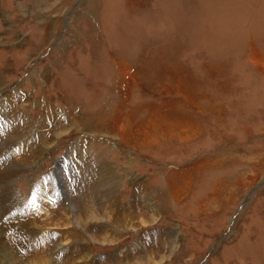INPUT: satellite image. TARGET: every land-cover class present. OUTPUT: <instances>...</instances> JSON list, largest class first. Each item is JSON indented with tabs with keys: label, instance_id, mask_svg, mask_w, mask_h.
I'll return each instance as SVG.
<instances>
[{
	"label": "rangeland",
	"instance_id": "374dc122",
	"mask_svg": "<svg viewBox=\"0 0 264 264\" xmlns=\"http://www.w3.org/2000/svg\"><path fill=\"white\" fill-rule=\"evenodd\" d=\"M0 249L264 264V0H0Z\"/></svg>",
	"mask_w": 264,
	"mask_h": 264
},
{
	"label": "crops",
	"instance_id": "0c3cea01",
	"mask_svg": "<svg viewBox=\"0 0 264 264\" xmlns=\"http://www.w3.org/2000/svg\"><path fill=\"white\" fill-rule=\"evenodd\" d=\"M163 107H164V105H163ZM154 119H159L158 118V116L157 115H155V114H151V115H149L148 117H147V119H146V121L144 122V127H143V131L145 132V137L143 138V141L142 142H144V144L147 146L148 144H152V143H157V142H159V141H161V140H164V139H169V138H171V137H176V138H178L179 140H182L183 139V137L182 136H184V133L183 132H185V131H189V130H193L194 131V133L197 131V125H195V127H194V125L193 124H191L190 123V125L189 126H187V125H185L183 128L182 127H180V128H182V129H180V130H175V129H173L172 127H167L166 126V128L168 129V130H172L173 131V133H175L174 135H160V136H158L157 134H158V131H156V130H152L151 129V122L154 120ZM170 121H172V120H170ZM167 122V121H166ZM181 122H183V121H181ZM167 123H169V122H167ZM166 129V130H167ZM165 130V129H164ZM151 133L153 134L152 136H151ZM193 133V134H194ZM192 136V135H191ZM191 136H189V137H191ZM184 139H186V138H184ZM171 187H173L174 188V184L173 185H170V188ZM175 187H177V186H175ZM181 189V188H180ZM174 193H176V191H174Z\"/></svg>",
	"mask_w": 264,
	"mask_h": 264
},
{
	"label": "bare ground",
	"instance_id": "6f19581e",
	"mask_svg": "<svg viewBox=\"0 0 264 264\" xmlns=\"http://www.w3.org/2000/svg\"><path fill=\"white\" fill-rule=\"evenodd\" d=\"M184 140V139H183ZM150 208V207H149ZM153 209V208H152ZM154 213V212H153ZM47 214V213H46ZM153 215V214H152ZM157 215V214H156ZM6 248H7V246H5ZM4 247V248H5ZM2 248V247H1ZM1 250V249H0ZM1 252V251H0ZM4 252V251H3ZM10 252V251H9ZM11 253V252H10ZM9 253V254H10ZM11 254H13V253H11ZM7 256V255H6ZM7 257H9V256H7ZM11 258V257H10ZM13 259V258H12ZM43 263V262H42ZM0 264H9L6 260H3L2 262H0ZM17 264V263H16Z\"/></svg>",
	"mask_w": 264,
	"mask_h": 264
}]
</instances>
